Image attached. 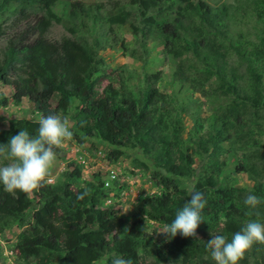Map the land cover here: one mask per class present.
<instances>
[{
    "label": "trees",
    "instance_id": "16d2710c",
    "mask_svg": "<svg viewBox=\"0 0 264 264\" xmlns=\"http://www.w3.org/2000/svg\"><path fill=\"white\" fill-rule=\"evenodd\" d=\"M57 2L0 0V14L13 6L17 15L9 25L0 23V38H5L0 49V85L12 89L15 104L27 98L33 110L45 116H65L72 110L70 119L82 138H96L115 148H139L154 162L148 172L161 191L139 200L126 225L118 209L98 207L106 193L92 184H87L91 194L83 201L76 199L81 191L70 193L65 180L45 183L30 198L9 193L0 185L1 224L24 223L14 245L18 257L34 264H96L108 252L112 258L131 257L134 264L147 257L152 264H215L206 247L211 235L231 240L250 220L264 222V204L259 206V216H250L243 203L249 193L264 199V165L247 167L253 159L264 164V145L251 135H264V0L251 1L262 25L253 48L231 37L230 5L213 7L204 0H128L126 5L114 4L105 17L94 15L95 22L104 18L117 26L128 22L135 44L128 56L142 67L149 43L160 42L164 53L176 60L175 80L203 98L225 100L217 111L193 116L188 126L183 121L186 108H177L157 89L158 72L145 75L141 89L132 93L121 83H112L113 72L102 71V61L92 47L68 38L49 40L45 34L53 23L74 34L77 24L83 26L93 12L81 2H70L63 19L52 11ZM29 12L36 14L31 20ZM102 78L107 83L99 91ZM6 104V98L0 97V108ZM21 129L35 136L38 121H8L0 129V143H7ZM234 141L241 144L240 149H251L238 164L240 170L248 169L255 176V184L248 189L223 185V145ZM119 154L116 149L108 153L112 160ZM190 179L207 201L203 222L196 237L179 233L173 237L164 226L190 200L189 187L181 186L182 180ZM72 204L88 207L97 233L76 219ZM33 206L26 222L24 214ZM112 260L108 257L106 264ZM239 264H264V244H254Z\"/></svg>",
    "mask_w": 264,
    "mask_h": 264
},
{
    "label": "rangeland",
    "instance_id": "374dc122",
    "mask_svg": "<svg viewBox=\"0 0 264 264\" xmlns=\"http://www.w3.org/2000/svg\"><path fill=\"white\" fill-rule=\"evenodd\" d=\"M81 2L82 5L88 6L93 12L89 15V19L84 21V25L77 24L75 33L69 34L66 26L53 23L46 37L49 40H60L68 38L84 43L88 47H92L102 61L101 69H110L113 72L112 83L116 86L121 83L127 91L136 93L141 89L143 77L148 74L159 73L160 79L156 87L165 94L167 99H172L177 108H186L183 115L185 125H190L193 116H203L218 110L225 104L224 99L213 100L211 98H203L198 92H191L187 84H181L175 80L173 70L176 60L163 51L160 42H151L147 47L146 65L144 67L133 58L128 56V52L135 48L134 37L128 28L126 21L122 26L108 24L107 20L95 22L94 15L105 17L107 11L112 9L114 4L126 5L128 0H58L52 8L55 15L65 19L70 2ZM195 1V0H192ZM207 4L216 7L218 5H230V11L233 12L228 20L229 32L237 43H243L247 48L256 47L261 37V23L255 17L253 11L252 0H204ZM13 7V6H12ZM12 7L0 14V23L2 26L9 25L17 15L12 11ZM35 13H28V19H32ZM5 44V38H0V49ZM186 63H191L186 60ZM107 80L104 78L99 80V91L106 85ZM12 89L0 85V97L6 98V106L0 108V129L7 127L8 121L16 119H25L28 121H38L41 114L33 110L32 104L27 98L15 104L11 100ZM72 110L65 115L70 118ZM71 120V119H70ZM74 137L71 141L66 142L61 148L56 149L57 162L50 177L53 182L65 180L68 182V191L75 194L78 190L81 192L88 188L87 184L102 189L106 193V198L98 204L100 209L104 207H113L120 211L119 217L125 220L126 225L131 222V217L135 211L136 203L145 196L156 195L160 193V188L155 186L149 176V170L153 169V161L145 157L140 149L133 148H115L107 145L96 138H82L76 131L75 126L72 128ZM185 132V131H184ZM182 132V135L184 134ZM258 142L264 145V135L256 136L251 134ZM77 139H83L78 142ZM242 148L237 141L232 144L224 143L223 153L220 161L223 166L220 169L223 177V185L226 188H245L248 189L255 184V176L248 169L240 170L238 167L239 158L246 155L251 149ZM116 149L120 152L119 156L112 160L108 153ZM264 150V148H263ZM258 160H249V165L259 169L262 165ZM7 163V162H2ZM0 163V166H2ZM143 165V167L140 166ZM105 167L114 170L117 174L116 180L107 190L100 188L99 170ZM195 180H182L181 186L189 187L194 185ZM49 184V183H47ZM51 185V184H49ZM31 197V194H26ZM108 200V202H107ZM106 201V202H105ZM34 205V202L32 203ZM36 206L27 210L24 214L25 221H30L32 210ZM75 210L76 219L82 221L85 228L92 233H97L95 221L88 212V207L71 205ZM24 223L17 224L8 222L1 224L0 222V264H34L32 260H21L14 245L18 234L24 229ZM153 227V225H151ZM163 229H159L161 233ZM106 239L110 235L105 236ZM124 247L128 249V243H124ZM111 253L104 252L103 256L96 264H106ZM153 260L149 257L144 258L141 264H152ZM185 264V263H182Z\"/></svg>",
    "mask_w": 264,
    "mask_h": 264
},
{
    "label": "clouds",
    "instance_id": "9594fccd",
    "mask_svg": "<svg viewBox=\"0 0 264 264\" xmlns=\"http://www.w3.org/2000/svg\"><path fill=\"white\" fill-rule=\"evenodd\" d=\"M74 122L61 114H41L35 136L21 129L0 143V185L9 193L34 194L48 182L57 162L56 149L61 148L74 137ZM190 200L176 212L174 220L166 224L165 231L175 237H196V230L203 222L206 207L204 194L189 185ZM91 189H85L76 197L83 201L90 196ZM248 215L259 216V206L264 199L249 193L244 201ZM254 244H264V222L250 220L231 240L225 235H211L206 243L215 264H239ZM112 264H134L131 257L117 255Z\"/></svg>",
    "mask_w": 264,
    "mask_h": 264
},
{
    "label": "built area",
    "instance_id": "2783aa9c",
    "mask_svg": "<svg viewBox=\"0 0 264 264\" xmlns=\"http://www.w3.org/2000/svg\"><path fill=\"white\" fill-rule=\"evenodd\" d=\"M98 172L102 187L105 189H109L111 187V184L116 180L117 174L114 172V170L107 167L102 170H99ZM47 183L52 184L53 180L50 178Z\"/></svg>",
    "mask_w": 264,
    "mask_h": 264
}]
</instances>
